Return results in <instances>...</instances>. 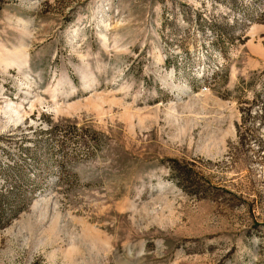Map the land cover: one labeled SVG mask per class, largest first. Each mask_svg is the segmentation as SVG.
I'll list each match as a JSON object with an SVG mask.
<instances>
[{"label": "rangeland", "instance_id": "obj_1", "mask_svg": "<svg viewBox=\"0 0 264 264\" xmlns=\"http://www.w3.org/2000/svg\"><path fill=\"white\" fill-rule=\"evenodd\" d=\"M0 264H264V0H0Z\"/></svg>", "mask_w": 264, "mask_h": 264}]
</instances>
